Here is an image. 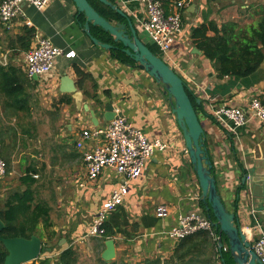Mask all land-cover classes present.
<instances>
[{
	"label": "crops",
	"instance_id": "1",
	"mask_svg": "<svg viewBox=\"0 0 264 264\" xmlns=\"http://www.w3.org/2000/svg\"><path fill=\"white\" fill-rule=\"evenodd\" d=\"M114 1L138 33L146 35L140 0ZM262 5L264 0H189L169 59L203 105L200 121L219 193L228 210L237 214L251 244L264 232V128L250 109L251 101L264 94V63L250 77L219 78L213 63L194 43L193 32L210 23L219 30L230 22L252 27ZM78 14L72 0H53L42 11L25 6V16L13 20L9 27L0 21V66L20 69L27 75L26 52L15 43L25 26L67 53H76L74 58L60 57L51 75L28 79L31 98L25 106H9L0 92V129L6 133V138L0 139V157L8 162V173L0 178V203L14 189L25 188L20 179L30 172L38 197L52 209L53 234L48 249L39 259L25 264H58L60 253L68 248L76 251L77 264H221L208 237L197 235L177 242L166 235L181 213L200 206L202 192L164 87L146 71L121 63L110 50L95 45L79 24ZM207 35L215 33L209 30ZM145 43L162 56L149 35ZM66 76L74 81L75 93L61 91ZM68 98L69 104L65 102ZM222 105L241 108L249 122L233 130L232 123L210 118L212 107ZM116 106L150 140L160 139L166 148L155 151L142 177L130 183L124 203L109 214L106 225L111 236L87 237L103 203L123 178L107 168L98 179L88 181L84 150L78 142L85 130L108 124L106 114ZM91 111L99 125L93 123ZM94 144L88 142L86 148ZM161 206L168 209L165 218L158 216ZM110 239L115 242V257L107 260ZM47 240L46 235L43 245ZM177 252L191 254L182 263L175 259Z\"/></svg>",
	"mask_w": 264,
	"mask_h": 264
},
{
	"label": "built area",
	"instance_id": "2",
	"mask_svg": "<svg viewBox=\"0 0 264 264\" xmlns=\"http://www.w3.org/2000/svg\"><path fill=\"white\" fill-rule=\"evenodd\" d=\"M53 0H2L0 2V21L5 27L18 17L25 16V6L39 11L44 10ZM189 0H140L145 11L142 21L143 30L159 47L161 57L170 65V53L182 31V14ZM62 56L74 58L75 52L67 53L56 46L50 39L37 34L31 50L25 54V68L29 78L45 77L52 74L58 59ZM171 66V65H170ZM251 113L264 128V106L258 98L250 105ZM115 117L105 126L85 130L78 142L79 149L84 150L87 170L86 179L95 181L107 168L113 169L123 178L122 184L116 188L103 203L100 211L90 225L87 237L106 236L105 224L109 214L121 206L129 193L130 183L142 177L148 168L149 161L155 151H164L165 143L160 139L150 140L140 128L135 127L123 114L119 106L114 108ZM212 117L217 121L232 123L233 130L245 126L249 122L247 113L239 107L222 105L212 107ZM95 142L86 148L88 142ZM8 173V164L0 157V178ZM81 187L85 183L80 184ZM264 213V209H263ZM168 214L166 206L158 209V216L165 218ZM213 221L199 206L181 213L177 224L166 232L174 241L180 242L199 232H209L218 241L220 231ZM253 250L264 264V232L252 244Z\"/></svg>",
	"mask_w": 264,
	"mask_h": 264
},
{
	"label": "trees",
	"instance_id": "3",
	"mask_svg": "<svg viewBox=\"0 0 264 264\" xmlns=\"http://www.w3.org/2000/svg\"><path fill=\"white\" fill-rule=\"evenodd\" d=\"M2 0H0L1 2ZM90 4L99 12L101 16L110 22L124 21L125 19L110 7L104 5L99 0H88ZM115 3L114 0H109ZM169 3L167 0L166 4ZM258 21L252 27H240L238 23L230 22L222 27L221 30L217 28L214 23L209 26L203 25L193 32L194 43L203 54L208 58L218 74L219 78L235 77L244 79L256 73L264 63V6H258ZM78 22L84 27L85 16L78 14ZM212 30L215 35L209 37L207 32ZM92 35L103 43L113 45L110 53L113 58L121 63L137 66L136 62L131 59L124 51V46L121 42L114 41V38L106 33L98 26L91 27ZM35 29L25 26L22 33L15 37V43L20 45V50L28 52L31 48L33 38L35 37ZM156 53V52H155ZM157 54V53H156ZM159 55V54H157ZM81 77L85 78L86 75L80 70L76 69ZM28 76L20 69L0 66V92L5 95V101L9 106H25L30 100V91L28 92V81H34V78H27ZM29 79V80H28ZM187 86V85H186ZM187 92L192 100L197 114L202 115L203 105L198 103L195 95L187 87ZM96 98V96H95ZM258 99L264 106V94L259 96ZM67 104L71 99L65 101ZM23 110V109H20ZM28 110V109H25ZM212 114H211V117ZM4 129H0V139L6 138ZM16 136L12 138L14 140ZM5 142V141H4ZM238 165L241 167V162L237 159ZM8 164V162H7ZM21 185L25 186L24 189H14L10 192L3 203H0V219L5 223V228L1 233L3 238H27L37 235L44 239L47 235L48 240L44 244V251L48 249V241L52 240V227L51 222V207L49 204L38 197L36 189L33 188L35 183L34 175L30 172L25 177L20 179ZM200 207L207 215H210L212 220L215 221L212 210L207 211L205 203L201 200ZM106 236L110 237L111 233L108 231L105 224ZM219 232V229H217ZM197 235H204L208 237L217 253L219 260L222 264V257L219 253L218 243L209 232H199L190 237L181 240L180 242L187 241ZM227 247V237L223 235ZM190 252L175 254V259L184 263L190 256ZM227 263L230 264L229 252H223ZM8 252L4 245L0 243V264L5 263ZM76 251L73 248H68L62 251L59 255L58 264H77Z\"/></svg>",
	"mask_w": 264,
	"mask_h": 264
},
{
	"label": "water",
	"instance_id": "4",
	"mask_svg": "<svg viewBox=\"0 0 264 264\" xmlns=\"http://www.w3.org/2000/svg\"><path fill=\"white\" fill-rule=\"evenodd\" d=\"M72 1L76 5L78 13L85 16L83 30L91 41L105 50L113 48V45L103 43L92 35L91 27L98 26L112 36L114 41L121 42L124 46L123 51L136 62V67L149 73L157 83L161 84L172 101L173 113L177 117L186 148L197 173L202 192L201 199L205 203L206 210H212L215 221L212 220L210 215L208 216L220 231L217 243L222 257V264H228L223 254L224 251L229 252L230 264H263L253 250L252 244L247 240L237 214L228 210L219 193L217 180L212 171L213 164L205 147V131L182 77L139 37L134 23L117 4L109 0H99L125 19V21L114 23L101 16L88 0ZM34 78L37 79L38 77L35 76ZM62 86V92H76L74 81L67 76L63 78ZM91 115L93 123L99 125L94 111H91ZM114 117V111L106 114L109 121ZM244 182H246V179ZM4 228L5 223L0 219V243L4 245L8 252L4 264H25L41 257L44 245L40 237L34 235L30 239L3 238L1 233ZM223 235L227 237V247H225L226 242ZM106 257L107 260L115 257V242L113 239L107 242Z\"/></svg>",
	"mask_w": 264,
	"mask_h": 264
},
{
	"label": "rangeland",
	"instance_id": "5",
	"mask_svg": "<svg viewBox=\"0 0 264 264\" xmlns=\"http://www.w3.org/2000/svg\"><path fill=\"white\" fill-rule=\"evenodd\" d=\"M139 37L144 41V42H147V37H148V35L146 34V35H144V34H141V33H139ZM170 66V65H169ZM229 107H235V106H229ZM203 212H204V210H203ZM205 213V212H204ZM206 214V213H205ZM207 215V214H206ZM107 235V234H106ZM106 237V236H105ZM52 246H54V244H53V242H52ZM55 247V246H54ZM42 255H43V252H42ZM41 255V256H42Z\"/></svg>",
	"mask_w": 264,
	"mask_h": 264
}]
</instances>
